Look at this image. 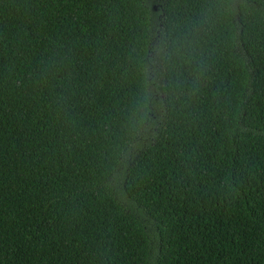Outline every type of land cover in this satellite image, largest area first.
Here are the masks:
<instances>
[{"label": "trees", "instance_id": "16d2710c", "mask_svg": "<svg viewBox=\"0 0 264 264\" xmlns=\"http://www.w3.org/2000/svg\"><path fill=\"white\" fill-rule=\"evenodd\" d=\"M0 264H264V0H0Z\"/></svg>", "mask_w": 264, "mask_h": 264}, {"label": "clouds", "instance_id": "9594fccd", "mask_svg": "<svg viewBox=\"0 0 264 264\" xmlns=\"http://www.w3.org/2000/svg\"><path fill=\"white\" fill-rule=\"evenodd\" d=\"M179 46V45H178ZM181 61V65L183 64H189L190 60L186 57H179L178 58ZM180 73H177V86L180 84ZM147 124L146 117L143 112L142 106H138L137 108H134L131 116L129 117V126L128 131L129 135L136 136L139 134L140 131L143 130V127ZM138 147V145H131L128 149L129 152H131L132 148Z\"/></svg>", "mask_w": 264, "mask_h": 264}]
</instances>
